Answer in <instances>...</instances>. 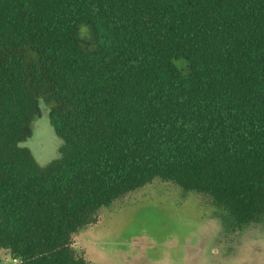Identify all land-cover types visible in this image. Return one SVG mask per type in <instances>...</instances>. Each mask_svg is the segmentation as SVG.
I'll use <instances>...</instances> for the list:
<instances>
[{
	"label": "trees",
	"instance_id": "1",
	"mask_svg": "<svg viewBox=\"0 0 264 264\" xmlns=\"http://www.w3.org/2000/svg\"><path fill=\"white\" fill-rule=\"evenodd\" d=\"M156 179L264 223V0H0V264H89L73 237Z\"/></svg>",
	"mask_w": 264,
	"mask_h": 264
},
{
	"label": "rangeland",
	"instance_id": "2",
	"mask_svg": "<svg viewBox=\"0 0 264 264\" xmlns=\"http://www.w3.org/2000/svg\"><path fill=\"white\" fill-rule=\"evenodd\" d=\"M61 145L41 102L33 135L22 146L46 166ZM72 244L89 264H264V223L233 226L207 197L156 179L102 209ZM1 257L2 264H18L8 252Z\"/></svg>",
	"mask_w": 264,
	"mask_h": 264
}]
</instances>
